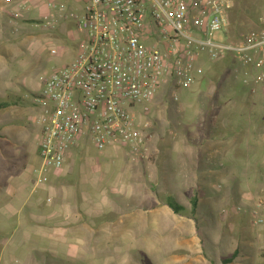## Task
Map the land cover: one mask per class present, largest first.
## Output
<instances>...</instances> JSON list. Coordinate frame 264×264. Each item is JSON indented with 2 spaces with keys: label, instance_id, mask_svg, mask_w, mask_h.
<instances>
[{
  "label": "rangeland",
  "instance_id": "1",
  "mask_svg": "<svg viewBox=\"0 0 264 264\" xmlns=\"http://www.w3.org/2000/svg\"><path fill=\"white\" fill-rule=\"evenodd\" d=\"M48 1L63 0H0V66L13 71L0 87L4 101L34 103L41 94L39 77L76 55L77 35L68 20L55 18L56 29L50 31L35 27L52 13ZM234 15L240 18V36L255 33L264 17V0H235ZM252 72L254 77L264 73ZM249 89L233 65L207 67L197 83L180 93L178 105L163 104L150 115L153 136L147 157L133 159L114 147L101 151L85 138L64 169L44 168L41 174L43 161L34 150L40 133L32 109L23 129L33 141L26 145L24 137L17 138L15 146H21L16 154L5 155L0 163L2 202L14 196L10 176L23 171L20 164L31 170L32 192L29 203L28 193L15 195L5 217L0 211V254L7 250L0 264H264V222L255 224L252 213L257 203L264 206V79L255 94ZM223 97L237 108L233 114H240L239 121H254L257 135H250V124L247 132L232 130L227 117L219 116L213 137L225 139V156L219 159L223 180L198 185L191 170L195 140L216 128L212 124L219 111L213 105ZM239 103L247 109H238ZM180 142L186 146L178 154L172 148ZM52 186L66 190L69 207L88 211L82 212L79 228L71 221L64 224L69 232L64 247L39 236L25 238L27 226L37 224L29 221L37 191ZM50 200L42 196L45 211ZM170 202L184 207L182 214ZM261 213L264 218V208Z\"/></svg>",
  "mask_w": 264,
  "mask_h": 264
},
{
  "label": "built area",
  "instance_id": "2",
  "mask_svg": "<svg viewBox=\"0 0 264 264\" xmlns=\"http://www.w3.org/2000/svg\"><path fill=\"white\" fill-rule=\"evenodd\" d=\"M234 1H48L52 13L35 27L50 31L55 18L68 20L77 52L70 63L40 77L41 94L34 100L39 173L63 169L85 138L101 151L114 147L133 159L147 157L150 115L163 104L178 105L180 93L204 69L227 57L255 94L264 79V73L252 76L255 69L264 71V17L260 31L229 40ZM263 208L254 205L255 224L264 222Z\"/></svg>",
  "mask_w": 264,
  "mask_h": 264
},
{
  "label": "crops",
  "instance_id": "3",
  "mask_svg": "<svg viewBox=\"0 0 264 264\" xmlns=\"http://www.w3.org/2000/svg\"><path fill=\"white\" fill-rule=\"evenodd\" d=\"M15 66H19L16 64ZM3 63L2 66H0V87H2L3 82L6 79L13 78V71L11 69L3 70ZM10 72V73H9ZM9 73V74H8ZM45 74V73H44ZM42 76V75H41ZM40 76V77H41ZM39 77V79H40ZM41 82V81H40ZM42 86V83H41ZM233 94V93H232ZM220 97V96H219ZM222 100V102H220ZM230 104H227L228 102L223 98H217L216 103H214V108H217L219 111V115L216 116V121L212 124L214 128L213 132L211 131L208 136L205 135H198L196 137L197 144L194 145L193 148V166H192V174L194 178V182L198 185L205 186L206 183H210L212 185H216L215 181H221L223 180L220 177V171L224 167V164H219L220 157L225 156V142L224 138H214L213 136L216 135L215 130H218L220 128V122H219V116L225 115L227 117L226 121L228 123V126L233 130L240 129L244 132L249 131L248 126L250 124L251 130L249 131L250 135L256 134L257 132L255 128L251 125V119H243L241 121L238 120L239 115L234 117L233 112L237 108H233L232 101ZM237 107V106H236ZM34 109L37 112V109L34 105V103H30L26 100H22L21 98L14 99V101H4L3 98L0 99V163L3 161V157L10 153H15L20 146H15V141L17 138L24 137V140L28 145L33 141L31 140L32 136L29 135L23 128L25 125H29L30 121L28 118V115L30 114L31 110ZM216 109V110H217ZM238 109L241 111H245L247 109V105H241L239 103ZM25 112V113H24ZM24 113L25 117L22 119V114ZM26 118V119H25ZM22 119V120H21ZM254 122V121H253ZM252 122V123H253ZM234 131L233 133H235ZM40 133V129H39ZM173 150H176L178 154L181 152L182 148H185L186 145H182V143H175ZM35 151H38V145L34 149ZM75 149H72V151L69 153L68 161L72 157V153ZM185 150V149H184ZM183 150V151H184ZM189 152V149H187ZM185 153V151H184ZM35 154V153H34ZM253 158L255 156L253 155ZM66 163V164H67ZM73 166V164H70L69 167ZM28 166L26 164L22 165L20 164V169L23 168V171L20 170L19 173L15 174V172L12 173L10 176L11 185L13 186L12 194L20 195V194H27L28 203L30 202L31 198V191H29L28 184L30 185V168H27ZM225 171V169H224ZM223 174V171L221 172ZM228 174V173H227ZM231 175V174H230ZM9 178V176H8ZM219 184V183H218ZM264 185V184H263ZM133 190V184L131 185ZM39 193L38 198L35 199L34 204L32 205V215H30L29 221L30 222H36L37 224H33L30 226H27L26 229V236L25 238H30L34 236H39L42 241L45 240L49 243L51 241L56 242V244H59L60 246L64 247L63 244L65 243L68 245V242L66 240V237L68 236V230L67 233L64 230V224L68 221L72 222V225H78L82 221L81 220V214L82 212H88L85 209H81L80 207H76L73 209L71 206L69 207L66 203V200L68 199L69 195L63 188H57L52 186L51 188H41L37 191ZM143 200L148 198L147 192L143 191ZM51 198V206H49L48 210L45 211L42 207L43 204L41 202L42 196ZM14 196L11 195V198L7 200L4 199V202L0 199V211L4 212L3 217L6 216V208L9 207V209H12L10 206V200L14 198ZM1 198V197H0ZM27 203V204H28ZM21 207H23L21 205ZM45 208V207H44ZM6 210V211H5ZM90 213V212H89ZM4 222L0 225V230H3ZM1 230V231H2ZM65 245V246H66ZM7 251L5 248H2L1 254L3 255ZM65 251V250H64ZM65 253L68 255L67 251Z\"/></svg>",
  "mask_w": 264,
  "mask_h": 264
},
{
  "label": "trees",
  "instance_id": "4",
  "mask_svg": "<svg viewBox=\"0 0 264 264\" xmlns=\"http://www.w3.org/2000/svg\"><path fill=\"white\" fill-rule=\"evenodd\" d=\"M232 11V10H231ZM231 11H230V19H229V26H228V31H227V35H228V39L229 40H233L234 42H237V41H239L240 40V38H242V36H240V34H241V26H240V18L239 17H236L235 15H234V18L232 17L231 18ZM257 27H258V30H257V32L258 31H260L261 30V24H260V22H258L257 23ZM233 32H234V34H233ZM234 36V37H232V35ZM223 63H226V65L228 66V67H232V59L230 58V57H227L225 60H223L222 61ZM216 64H218V63H216ZM215 63L213 64V65H216ZM212 65V66H213ZM212 66H210V67H212ZM197 204V203H196ZM195 204V205H196ZM169 206L174 210V212L175 213H177V214H182V212L184 211L183 209H184V207H182V206H180V205H177L176 203H174V202H170L169 203Z\"/></svg>",
  "mask_w": 264,
  "mask_h": 264
},
{
  "label": "bare ground",
  "instance_id": "5",
  "mask_svg": "<svg viewBox=\"0 0 264 264\" xmlns=\"http://www.w3.org/2000/svg\"><path fill=\"white\" fill-rule=\"evenodd\" d=\"M261 11V10H260ZM75 149H77V148H75ZM72 151V150H71ZM64 169V168H63Z\"/></svg>",
  "mask_w": 264,
  "mask_h": 264
}]
</instances>
